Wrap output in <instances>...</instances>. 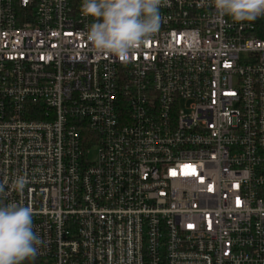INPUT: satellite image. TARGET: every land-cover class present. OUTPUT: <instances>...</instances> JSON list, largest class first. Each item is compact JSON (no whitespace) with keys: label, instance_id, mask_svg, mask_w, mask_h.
<instances>
[{"label":"built area","instance_id":"2783aa9c","mask_svg":"<svg viewBox=\"0 0 264 264\" xmlns=\"http://www.w3.org/2000/svg\"><path fill=\"white\" fill-rule=\"evenodd\" d=\"M80 8L0 0V183L34 211L36 259L264 264V18L168 0L125 62Z\"/></svg>","mask_w":264,"mask_h":264},{"label":"clouds","instance_id":"9594fccd","mask_svg":"<svg viewBox=\"0 0 264 264\" xmlns=\"http://www.w3.org/2000/svg\"><path fill=\"white\" fill-rule=\"evenodd\" d=\"M216 19L254 22L264 18V0H211ZM168 0H81V14L92 22L84 33L92 48L104 55L127 61L161 28V8ZM28 181L16 177L12 190L22 193ZM5 185L0 183V264L35 261L45 241L34 231L31 207L5 202Z\"/></svg>","mask_w":264,"mask_h":264},{"label":"trees","instance_id":"16d2710c","mask_svg":"<svg viewBox=\"0 0 264 264\" xmlns=\"http://www.w3.org/2000/svg\"><path fill=\"white\" fill-rule=\"evenodd\" d=\"M25 264H29V262L26 261ZM31 264H44V263L36 259L35 261L31 262Z\"/></svg>","mask_w":264,"mask_h":264}]
</instances>
